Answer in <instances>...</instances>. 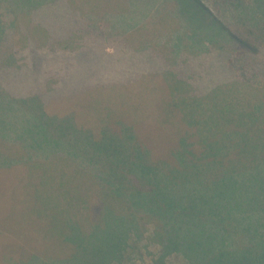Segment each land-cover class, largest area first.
Returning a JSON list of instances; mask_svg holds the SVG:
<instances>
[{"label": "trees", "instance_id": "trees-1", "mask_svg": "<svg viewBox=\"0 0 264 264\" xmlns=\"http://www.w3.org/2000/svg\"><path fill=\"white\" fill-rule=\"evenodd\" d=\"M173 1L180 12L185 10L183 13H186L187 20L192 21L194 30L198 26L204 28L200 38H196L194 30L191 36L192 31L189 34L180 27L187 59L184 63L192 55L211 52L210 45H217L220 54L229 52L227 46L231 42L219 34L221 30L226 34L228 31L217 20L210 27L203 26L201 12L196 9L201 7L198 0ZM254 6L260 12L256 9L249 14L242 12L240 17L245 21L252 20L249 24H255L252 27L247 23L250 29L247 34L257 42H264V20L258 22L259 16H264V6L261 0H255ZM175 32L176 28L168 32L171 55L173 44L176 48L179 46V42L176 44L173 40L179 34ZM205 39L209 42L207 47H203ZM192 43L199 49L191 48ZM173 61V58L169 60L171 64ZM201 72L202 69L199 74ZM157 76L161 78L154 83L160 97L159 104L153 108L156 113L153 122L163 131L151 128L149 132L159 130L160 140L172 142L166 152L158 151L146 141L149 137L145 130L147 121L132 118L129 113L117 115V108L122 103H119L120 99H115L110 105L102 101L104 119L100 125L84 123L83 118H77L74 112L62 117L55 112L50 115L39 102L34 107L31 99L29 102L22 100L28 105L27 110L33 113L30 122L18 129H9L17 126L15 123L0 126V143L8 145L16 139L19 147L28 151L27 165L22 163L24 170L16 171L21 173L17 183L33 174L37 177L31 188L35 195L33 201L25 204L14 200L9 206L0 208V216L4 217L9 216L13 206L12 212L20 216L18 226L26 230L22 235L17 230H14L18 232L16 235L8 231L3 235L0 229V264H7L5 256L8 253L19 256L14 264H130L140 261L142 252L151 255L149 264H264V217L258 215L261 207L247 200L248 196L250 200L256 198L257 181L261 182V178L253 181L247 178L260 174L258 172L264 168V93L259 94L262 91L253 79L240 81L235 78L223 83L222 87H215L217 90L197 95L191 82L193 75L181 77L171 68ZM230 85L238 86L239 97L243 94V106L237 108L238 113L229 109L223 111V117L215 115L218 105L211 104L212 95ZM254 88L256 96H247ZM100 89L102 94L103 89ZM231 91H222V97L236 100ZM124 105V110L129 112L128 106ZM170 111L171 114L168 113ZM168 115L173 126L165 121ZM34 117L42 134L31 125ZM167 124L170 126L165 131ZM179 125L180 131L173 129ZM19 128L29 135L26 137ZM190 135H195L197 141H190ZM195 147H198L197 151ZM7 150L4 147L0 151V168L21 167L17 164L21 158L8 156ZM68 163L80 168V176L86 172L89 193L87 199L84 195L83 203L75 207L74 215L64 222L57 220V214L59 217L68 209L66 205L71 207L72 195H75L64 188V176L69 174ZM58 167L62 171L59 180L64 192L53 194L48 191L55 183ZM71 172L77 174L76 170ZM77 183L74 181L72 184L76 187ZM225 190L231 191L234 204L212 208L203 201L200 209L203 215L199 216L198 208H190L187 197L191 216L183 217L178 213L183 195L194 194L198 199L204 196L209 204L206 192L213 194ZM262 194L264 202V191ZM102 195L107 199L105 202ZM46 201L49 205L42 203ZM92 201L95 202L93 205ZM158 204L165 208L156 207ZM117 205L119 209H116ZM95 206L97 214H93ZM49 211H54V220L63 225L54 237L47 236V232L43 233L39 228L49 218ZM58 240L61 250L58 249L57 254L36 252L43 243L51 246ZM1 246H10L7 254H2L5 250L2 251ZM8 259H14L13 255ZM142 262L144 264L145 260Z\"/></svg>", "mask_w": 264, "mask_h": 264}, {"label": "rangeland", "instance_id": "rangeland-1", "mask_svg": "<svg viewBox=\"0 0 264 264\" xmlns=\"http://www.w3.org/2000/svg\"><path fill=\"white\" fill-rule=\"evenodd\" d=\"M198 1L201 7L196 9L201 12L203 26L210 27L217 20L230 34L229 37V34L222 30L219 33L231 42L227 46L229 52L220 54L217 45L212 47L210 45L211 52L192 55V58L184 63L186 53L183 51L181 32L187 31L191 34L192 31L191 36H193L195 26L192 21L187 20L186 13H183L185 10L182 9L180 12L173 0H0V126L15 123L17 126L9 129H18L19 126L30 122L29 118L33 113L27 110L28 105L22 100L29 102L31 99L30 102L34 107L39 102L50 115L56 113L62 117L67 116L68 112H74L77 118H83L84 123L100 125L99 123L104 119L102 101L110 105L115 99H120L119 103L123 104L121 103L117 108L119 111L117 115L123 116L129 113L132 118L144 119L148 122L145 126L147 132L151 128H159L163 131L153 122L156 114L153 108L159 104L160 97L154 82H158L161 78L157 76L159 73L171 68L181 77L193 75L191 82L196 87L197 95H205L211 89L217 90L219 85L222 87L225 85L223 83L235 78L240 81L253 79L254 83L255 81L258 83V89L262 91L259 94L264 93V42H257L252 35L247 34V31H250L248 25L254 27L255 24H249L252 20L245 21L240 17L242 12L249 14L255 9L256 12H260L254 6L255 0ZM261 5L264 6V0H261ZM263 20L264 16H259L258 22ZM174 28L179 34L174 36L173 40L176 44L179 42V46L176 48L173 44L171 55V48H168V45L170 46L168 32ZM201 30L204 31V28L199 26L194 30L196 38H200ZM208 44L205 39L203 47H207ZM191 48L199 49L193 43ZM171 58L174 59L172 64L169 62ZM201 64L208 67L205 69V66H200ZM200 69H202L201 74H199ZM234 87L230 85L225 90L215 91L212 95L211 104L218 105L215 108L218 111L214 113L215 115L220 114L223 117L225 113L223 111L229 109H235V113L239 112L237 108L243 106L241 103L243 94L239 97L238 86ZM100 88L103 89L102 94ZM222 91H231V94L236 95V100L222 97ZM256 93L254 88L247 96L254 97ZM124 104L128 106L129 112L124 110ZM168 113L171 114V111ZM35 117L31 125L42 134ZM165 121L173 126L170 115ZM73 122L75 123L74 119ZM169 126V124L164 126V130L166 131ZM173 129L180 131L181 125ZM20 130L25 135L26 131ZM1 133L2 131L0 136ZM159 133V130H151L146 141L158 151L166 152L168 144L172 142L160 140ZM28 135L27 132L25 136ZM11 137L16 138L14 135ZM189 140L197 141V137L190 135ZM17 141L12 140L8 145L0 143L3 146H0V151L7 147L8 156L21 158L17 161V164L21 165L19 168L5 170L0 168V208L2 205L9 206L14 200L26 204L35 199L34 190L31 189L35 180L37 181L34 174L30 178L27 177V180H21L19 183L16 181L21 175L16 171L24 170L22 166L27 165L28 162V151L21 149ZM195 150L197 151L198 147H195ZM33 158L35 159L36 155ZM86 169L89 170L87 163ZM72 170H76L77 174L72 173ZM80 171V168L68 163L69 174L64 176L66 186L64 188L74 192L75 195H72L71 207L66 205L68 209H65L59 217L57 214L58 221L65 222L67 217L73 216L75 207L83 203L84 195L87 199L88 176L85 171L80 176ZM258 173L260 174L247 178L251 181L254 178H261V182L257 181L256 198L250 200L248 196L247 200L250 204L261 207L258 215L264 217L262 200L264 168ZM60 176L62 171L58 167L55 183L48 192L53 194L64 192L59 180ZM74 181L78 182L76 187L72 184ZM251 185L249 182V186ZM206 196L210 201L209 204L206 203L204 196L198 199L194 194L183 195L182 206L178 213L183 217L191 216L189 205L186 203L187 197L190 200V208L197 207L198 213L203 201L207 207L210 205L212 208L235 203L229 190L215 191L213 194L206 192ZM101 199L103 202L107 200L104 195ZM154 201L158 202L155 199ZM42 203L49 205L48 201ZM93 203L95 202L92 201L91 205ZM160 206L165 208L161 204L156 207L160 208ZM12 207L9 216H0V229L3 235L7 233L6 231L15 235L19 232L22 235L26 230L18 226L17 220L20 216L12 212ZM117 208L120 207L117 205ZM92 209L93 214H97V207ZM202 213L199 216L203 215ZM48 214L49 220H44L39 228L43 233L47 232V236L54 237L60 233L63 225L54 220V211H49ZM39 236L41 235L38 234ZM60 245L59 240L53 242L51 246L43 243L36 248V252L57 254L58 249L61 250ZM1 249L5 250L2 254H7L10 246H1ZM142 254L139 255L142 256L140 261L129 263L143 264L142 260H145L144 264L152 262L151 255L145 252ZM12 255L14 259H8ZM12 255L8 253L5 256L7 264H14V261H17L19 256L15 253ZM179 262L181 263V260Z\"/></svg>", "mask_w": 264, "mask_h": 264}]
</instances>
